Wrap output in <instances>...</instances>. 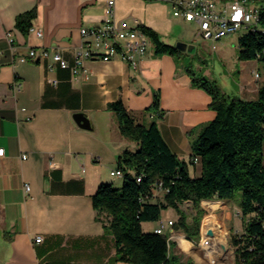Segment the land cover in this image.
<instances>
[{
    "label": "crops",
    "instance_id": "0c3cea01",
    "mask_svg": "<svg viewBox=\"0 0 264 264\" xmlns=\"http://www.w3.org/2000/svg\"><path fill=\"white\" fill-rule=\"evenodd\" d=\"M107 1L0 0V146L6 149L0 159V264H132L115 259L114 235L93 206L102 182L122 185L123 178L111 174L119 155L138 148L122 134L109 103L121 99L139 122L156 121L171 150L187 162L192 141L216 116L211 95L192 84L188 69L174 55L156 56L151 47L138 68L120 58L87 59L86 72L76 77L57 65L51 69V58L22 59L30 47L51 46L72 59L81 27L101 23ZM33 8L34 30L24 33L16 18ZM116 18L146 25L165 42L177 24L188 22L168 4L150 0H116ZM261 76L255 86H243L239 97L256 99ZM156 95L161 115L150 109ZM77 112L86 114L92 128L77 123ZM38 234L44 236L41 243L32 239Z\"/></svg>",
    "mask_w": 264,
    "mask_h": 264
},
{
    "label": "trees",
    "instance_id": "16d2710c",
    "mask_svg": "<svg viewBox=\"0 0 264 264\" xmlns=\"http://www.w3.org/2000/svg\"><path fill=\"white\" fill-rule=\"evenodd\" d=\"M260 7L264 28V0ZM36 16V8L20 13L16 27L28 33ZM141 27L150 37L156 56L182 53L156 30L143 24ZM239 42L240 58L264 61L262 29L242 33ZM188 71L192 84L211 95L210 106L216 111L214 119L204 124L192 141L190 161L171 150L156 121L141 123L121 99L110 102L109 108L116 113L122 134L136 141L138 148L125 149L119 155L123 183L117 186L114 182H102L92 196L94 209L98 217L105 216V230L114 235L117 261L197 264L184 261L173 252L168 233L144 230L143 223L160 221L163 209L175 207L180 215L172 228L184 230L191 243L200 235L205 212L202 202L209 200L216 207L218 203L211 200L229 201L236 190H241L243 230L232 235L236 264H264V82L256 99L230 97L215 82ZM150 109L161 115L158 95ZM197 164H201L199 175L195 173ZM186 201L192 202L197 211L192 223L181 208Z\"/></svg>",
    "mask_w": 264,
    "mask_h": 264
},
{
    "label": "built area",
    "instance_id": "2783aa9c",
    "mask_svg": "<svg viewBox=\"0 0 264 264\" xmlns=\"http://www.w3.org/2000/svg\"><path fill=\"white\" fill-rule=\"evenodd\" d=\"M164 2L172 8L173 14L188 22H195L199 29L198 37L207 40H217L233 33H244L250 30L264 28L261 24V5L256 3L262 0H155ZM34 30V27H31ZM38 36L43 35L41 29H37ZM81 43L76 48L74 56L70 59L60 47H30L27 55L22 56L25 61L45 62L52 59L49 65L53 69L57 65L61 69L70 71L73 77L81 72H86L85 61L87 59L112 60L120 58L134 68L139 67L141 57L146 54L152 42L148 34L143 30L141 24L131 23L128 19L116 18V0H108L105 7V18L101 23L93 26H82L80 29ZM12 47L15 48V38L8 34ZM86 74V78H88ZM256 77L260 73L256 72ZM53 84H58V78H49ZM19 89V84L15 85ZM6 153V149L0 146V159ZM26 154L23 158H26ZM196 162L199 159L196 158ZM111 174L115 177H123L120 169H113ZM141 177H138L140 180ZM161 187V185H160ZM25 191L29 193L30 185L25 183ZM158 192V191H157ZM173 220L161 219L155 231L168 233L169 239L176 240L172 230ZM35 243H41L44 236L38 234L32 237ZM211 240L203 236L199 243V250L203 256H208Z\"/></svg>",
    "mask_w": 264,
    "mask_h": 264
},
{
    "label": "rangeland",
    "instance_id": "374dc122",
    "mask_svg": "<svg viewBox=\"0 0 264 264\" xmlns=\"http://www.w3.org/2000/svg\"><path fill=\"white\" fill-rule=\"evenodd\" d=\"M256 4L260 6L261 2ZM198 29L199 26L195 22L179 23L173 34L166 37L167 42L174 45L178 41H185L195 46L193 51L182 52L175 56L179 66L191 69L197 77H206L215 82L230 97H239L243 86H255L258 79L256 72L264 78V61L257 58H240V33H233L213 41L198 37ZM150 47V50H154L153 44H150ZM241 200V190H236L235 196L229 201L211 200L218 203L216 207L209 200H204L202 205L205 212L201 217L200 235L189 243L184 230L173 231L177 237L172 241V250H176L184 261L193 260L197 264H236L232 235L243 230V215L239 208ZM181 208L188 214V222L192 223L197 212L192 202L181 203ZM179 215V211L172 206L162 211V218L167 221L169 218L177 221ZM157 223L158 221H146L143 223V228L151 230ZM207 230L212 234L208 235ZM203 236L211 240L208 256H203L198 248Z\"/></svg>",
    "mask_w": 264,
    "mask_h": 264
},
{
    "label": "water",
    "instance_id": "95a60500",
    "mask_svg": "<svg viewBox=\"0 0 264 264\" xmlns=\"http://www.w3.org/2000/svg\"><path fill=\"white\" fill-rule=\"evenodd\" d=\"M175 46L182 52L193 51L195 48L193 44H189L185 41H178ZM74 118L81 127L88 129L92 128L90 119L86 116L85 113L77 112L75 113ZM207 234L211 235L212 232L210 230H207Z\"/></svg>",
    "mask_w": 264,
    "mask_h": 264
}]
</instances>
